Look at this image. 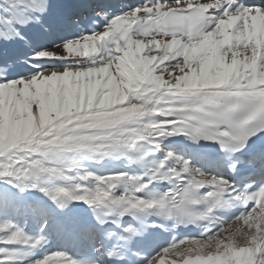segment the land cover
<instances>
[{"label": "bare ground", "instance_id": "bare-ground-1", "mask_svg": "<svg viewBox=\"0 0 264 264\" xmlns=\"http://www.w3.org/2000/svg\"><path fill=\"white\" fill-rule=\"evenodd\" d=\"M49 2L52 15L62 16L65 26L45 41V46L52 47L55 43L64 40L80 38L82 35L76 37L74 32L80 31L82 25L70 15L65 0H49ZM167 2L174 3V0H167ZM250 4L254 3L250 2ZM257 4H264V0H259ZM257 20L264 21V17H257ZM104 27L101 32L104 31ZM246 31L247 29L243 32L236 31L230 25L223 30L213 29L211 32L205 33L204 38L196 45H189L174 37L163 47L158 41L136 34L135 38L121 46V51L116 52L112 58H98L92 65H89V61L85 58V56L95 54L91 51L92 42L82 43L88 45V51L82 56H74L69 60H49L48 62L52 65L44 70V78L26 86L32 92L34 100H40L38 93L40 84L43 91L47 92L48 88L46 89L45 86L50 84L55 86L60 82V77L66 76V79L73 83L83 74L95 75L98 73V75L107 76L108 80L104 82L103 88L110 86V89L107 87L106 91H115L116 87L114 88V86L116 85L124 89L125 102L123 101V103L125 104L122 105L120 102L115 108H109L110 111L104 107L93 110L90 114L93 116V120L86 119L82 124L72 117L62 118L52 126L56 127V132L47 130L40 133L42 138L39 135L31 136L27 141H24L25 145L18 147L23 151L18 154L30 160L26 163V167L25 164L22 165V169L29 170L31 178L24 180L20 171V173L18 172L20 174L19 182L21 186L27 187L24 193H28L31 201L23 202L21 197L20 210L14 211L12 215L2 214L0 218L12 221V225L16 228L31 230L30 237L38 236V232L44 229L46 231L44 243L56 242V249L51 253H70L72 238L64 239L58 229L53 230L57 226L49 219V210L44 203H38L39 197H44V201L52 202V200L43 192L31 187L40 186L48 189L49 192L59 186H67L71 189L81 176L85 177L86 179L80 187L75 190L84 195L86 201H91V205L89 206L85 202H71L84 206L82 213L86 216H90L97 209V203L103 200L112 201L118 212L128 205H143L142 199L129 197L121 191L123 189L128 191L127 170L136 169L135 152L144 143L157 146L163 151L171 150L178 154L168 141L170 129L176 122L169 117L176 116L177 113L183 112L188 107H193L195 96L190 95L191 93H194L196 89L197 92H201L202 88L207 91L216 87H225L224 90H221L224 95L236 93L240 98L247 96L254 100H264V28H257V37H254L250 31L247 34ZM4 49H8L11 55L14 53L17 56L32 54L22 44L13 42L7 44L5 41H0V51ZM149 59L154 62L151 67H149ZM177 59L183 60V68H186L187 71L178 69L180 74L175 79L172 78L171 73L166 79L164 73L158 69L163 67L166 61ZM62 62H67L70 66L69 69L59 66ZM138 69H144L143 76L139 77V83L135 87L136 91L128 95L127 91L133 88L128 85L130 80L128 71L138 72ZM238 78L244 79L245 91L237 89ZM256 78L263 85L255 87ZM188 79L189 83L186 84L185 81ZM142 82L148 83L149 87L139 91ZM6 87L13 89L11 86ZM230 88H234V90L231 91ZM149 91H151V95L146 98ZM19 93H21L20 90ZM215 106L218 105L211 103L200 110L206 111ZM74 127H77L75 132H73ZM94 131L99 132L95 144L101 151L82 155L81 152L74 150L70 155V149L73 148L75 140ZM56 144L58 146L55 148ZM38 152H41V157L36 155ZM47 160L50 161L46 162ZM63 160L67 161L66 167L62 166L61 161ZM37 163H40V166L38 165L40 167L39 175L49 177L43 178L45 182H41L33 172V167ZM87 167L104 174L105 178L96 185V181L88 177ZM109 172L115 175L114 180L107 175ZM205 174L220 177L215 173ZM207 178L212 179L211 176ZM117 184L120 186L119 190H117ZM140 187L143 188L142 183H140ZM3 188L12 190L13 185H5ZM43 209L48 210V215L44 214ZM252 232L264 236V215L244 217L229 223L224 232L207 241L206 252H212L219 245L221 248L219 253L213 255L191 254L181 264H256V256L262 251L259 243L255 248L234 246L244 245L246 243L245 234ZM91 242L96 244V238ZM14 246L20 256L25 259L22 264H30L31 261L40 259L35 256L31 247L20 246L19 242L11 244V247ZM58 259H67V257L63 255L58 257L54 264H57ZM67 264H71V261ZM159 264H175V262L167 257H162Z\"/></svg>", "mask_w": 264, "mask_h": 264}, {"label": "snow or ice", "instance_id": "snow-or-ice-1", "mask_svg": "<svg viewBox=\"0 0 264 264\" xmlns=\"http://www.w3.org/2000/svg\"><path fill=\"white\" fill-rule=\"evenodd\" d=\"M96 14L106 21L103 32L84 34L78 39L64 40L55 43L52 47H46L45 41L65 26L62 16L52 15L49 0H0V41L22 44L23 47L29 49L32 52L31 62L38 69L16 79L8 78L7 67L11 63L8 57L11 53L8 49H4L0 51V86H11L13 89L22 91L26 86L32 85L34 81L44 78V70L47 68L41 69L42 63H47L49 60H69L85 42H94L91 51L102 56L101 50L104 49L103 46L106 42L111 41L114 45H119L122 43V37L132 41L136 34L158 41L163 47L174 37H195L229 23L234 30L239 32L246 29L264 28V21L257 20V17H264V4L249 5L241 3V0H174V3H168L167 0H145L143 4L131 7L112 17L102 9L98 10ZM64 67L69 69L70 66L67 63ZM178 69L187 71L186 68H183L182 59L166 61L158 71L163 72L166 79L169 73L175 79L180 74ZM33 110L35 111V108ZM13 118H15L14 112ZM169 119L179 120L180 123L173 125L168 135L182 133L193 141L203 139L217 143L221 151L228 154L230 170L237 171L238 166L252 174H256L259 170L262 182L255 191L250 192L249 189L252 186L246 185L243 191L233 195V184L228 179L205 174L201 169L190 164L188 159L171 150L166 151L161 160L169 156L176 157L175 166L178 178L186 180L187 185L192 180L193 173L198 172L205 177L211 176L212 179L205 181L204 187L199 188V190L209 188L207 193L213 192L214 186L217 184L230 185V190L225 195L229 198H238L237 203L244 205L243 213L231 218L233 220L253 215H264V146L259 149H250L249 147V141L264 132V100L257 101L245 96L235 99L230 104L218 105L206 111L188 107ZM172 162H165L164 168L172 167ZM3 163L12 164V161L2 158L0 164ZM24 166L26 167L27 164L25 163ZM17 167V165H12L13 176L16 177L13 187L16 191L0 188V215L8 211L20 210L21 197L27 187L21 186ZM85 179L81 176L71 189L67 186H59L49 192L48 189L40 186L31 188L38 189L49 196L60 209L66 208L71 201L85 202L90 206L92 202L86 201L85 196L75 190ZM92 179L98 185L102 178L95 176ZM10 183L12 182L10 181ZM179 190L177 189V191ZM199 194L204 195L200 191ZM248 202L253 203L250 209L247 206ZM42 211L48 215L47 209ZM96 218L100 224L106 222L100 220L99 216ZM61 226L70 227L63 223ZM227 227L228 223L225 222V228ZM0 228H3V231H0V244L18 243L21 236L24 237V241L19 243L31 248L41 246L45 242L43 235L30 237L22 229L14 227L9 222L0 224ZM237 230L239 231V228ZM216 235L217 230H213L208 237L185 239L179 242L173 240L170 246L163 247L150 258H144L143 264H159L162 257H167L175 264H181L191 254H217L221 251L219 245L212 252H206L207 241ZM245 237L244 245L234 246L255 248L259 243L262 251L256 256V264H264V236L252 232L245 234ZM62 255L71 260V264H85L84 261L72 259L62 252L47 254L40 259L31 261L30 264H54V261ZM18 256L17 252H9L0 248V264H8Z\"/></svg>", "mask_w": 264, "mask_h": 264}, {"label": "rangeland", "instance_id": "rangeland-1", "mask_svg": "<svg viewBox=\"0 0 264 264\" xmlns=\"http://www.w3.org/2000/svg\"><path fill=\"white\" fill-rule=\"evenodd\" d=\"M85 45H82V48L80 47L79 51L74 55L75 57L83 55V52H85L86 50ZM120 51L121 49H118L117 52ZM148 63L149 67H151L152 64L154 65V62L150 59ZM123 71L126 70L123 69ZM143 72L144 69H138V72L134 70L128 71L130 77L128 85L136 87L139 77L143 76ZM107 80L108 79L106 75L101 76L98 75V73L95 75L88 73L85 75L83 74L81 78H77L73 83H70V81L66 79V76H63L60 77V82L55 86L54 84L46 85V89L48 88L47 92L43 91L44 89H42V86L40 84V88L38 86L40 100L38 101L32 98V92L27 87H25L21 91V93H19V90L11 88L8 89L6 86H0V154L8 146H13L18 143H20L19 146L25 145L23 144V142L27 141L31 136L36 137L39 135L41 137L42 134L39 133L41 131H44L46 127L52 126V123L55 120L58 121V119L61 120L62 118L64 119L72 117V119H77V121H79V124H82L86 119L93 120V116H90L93 110L101 109L103 107L108 108L109 110V108H115V106L120 102H122L120 103L122 105L125 104L123 103L125 95L124 89H121L120 86L116 85L114 86V88L116 87L115 91H106L108 88L110 89V86H107L108 88H103V84L104 82H107ZM185 83H189V79L185 81ZM121 95L122 97L120 98ZM34 108L35 111L33 110ZM13 112L15 113V118H13ZM89 128L91 129L92 126L90 125ZM98 137L99 132L94 131L87 134V136H84L83 138H77L73 143L75 146H73L74 149H70V155L72 154V152H74V150L81 152L82 155L100 152V148H98L95 144V140ZM36 154L38 155L39 152ZM22 156L23 155H20L14 158L12 164H0V177H5L0 178V181L4 183L3 186L7 184L11 186L15 182L16 177L13 176L12 165H17V172L20 173L22 165L30 161L26 159V157ZM48 161L50 160H47L46 162ZM61 162L63 167L67 166V161L63 160ZM38 165L40 166V163H37L35 165L36 167H33V172L38 176L41 182H45L43 178L49 177L43 175H41V177L39 175L40 167ZM87 169L90 168L87 167L86 172L91 179L95 176L101 177V175L99 174L102 173H100L99 171L98 174L97 171L90 169L92 172H94L92 173ZM26 170L27 169H22V178ZM110 174V172L107 173L109 178H111L110 176L112 175ZM102 175V179L105 178V175ZM10 181L12 183H10ZM13 213L14 211H8L4 214L12 215ZM0 231H3V228H0ZM19 241L23 242L24 237L21 236ZM0 248L6 249L9 252H15L12 250L15 249L16 246L11 247L10 244H0ZM22 261L24 260L19 254L17 259L9 261L8 264H22Z\"/></svg>", "mask_w": 264, "mask_h": 264}, {"label": "water", "instance_id": "water-1", "mask_svg": "<svg viewBox=\"0 0 264 264\" xmlns=\"http://www.w3.org/2000/svg\"><path fill=\"white\" fill-rule=\"evenodd\" d=\"M28 176H29V174H28V173H26V174H25V178H27Z\"/></svg>", "mask_w": 264, "mask_h": 264}]
</instances>
